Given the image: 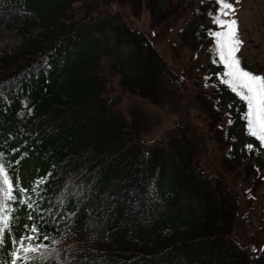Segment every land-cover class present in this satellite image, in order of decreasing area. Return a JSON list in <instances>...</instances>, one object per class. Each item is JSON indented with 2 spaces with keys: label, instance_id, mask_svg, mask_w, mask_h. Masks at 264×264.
<instances>
[{
  "label": "trees",
  "instance_id": "trees-1",
  "mask_svg": "<svg viewBox=\"0 0 264 264\" xmlns=\"http://www.w3.org/2000/svg\"><path fill=\"white\" fill-rule=\"evenodd\" d=\"M192 1L0 0V26L20 40L0 48V163L18 196L0 264L21 243L46 247L17 264H264V244L236 234L241 197L224 173H264V145L248 131L247 103L223 83L211 35L220 5ZM188 7L181 46L205 50L191 95L222 151L211 172L189 132L148 140L145 108L123 110L111 93L118 79L158 107L177 99L183 82L132 20L148 12L155 29ZM234 55L262 77L239 47Z\"/></svg>",
  "mask_w": 264,
  "mask_h": 264
},
{
  "label": "rangeland",
  "instance_id": "rangeland-1",
  "mask_svg": "<svg viewBox=\"0 0 264 264\" xmlns=\"http://www.w3.org/2000/svg\"><path fill=\"white\" fill-rule=\"evenodd\" d=\"M234 11L225 19L236 21L237 38L242 42L238 47L242 54L254 61L262 77H264V0H229ZM196 0L192 1V5ZM191 7L186 8L178 16L150 29V16L144 12L142 16L133 18L132 24L141 30L151 32L155 46L165 56L167 63L179 76L183 85L178 90L177 99L165 107H158L121 91L118 79L112 82L111 93L120 98V108L140 105L151 117L146 139L164 141L173 129L182 127L189 132L198 144L200 162L209 172L220 167L222 151L218 143L206 128V116L197 108L191 95V87L195 83L197 66L205 58V50L193 51L181 46L179 32ZM129 15V9H127ZM19 38L0 26V48L5 44L18 45ZM190 87V90L185 88ZM226 177L241 197L237 217L236 234L246 244H254L255 248L264 244V173L247 176L242 170L227 172Z\"/></svg>",
  "mask_w": 264,
  "mask_h": 264
},
{
  "label": "snow or ice",
  "instance_id": "snow-or-ice-1",
  "mask_svg": "<svg viewBox=\"0 0 264 264\" xmlns=\"http://www.w3.org/2000/svg\"><path fill=\"white\" fill-rule=\"evenodd\" d=\"M216 3L220 5V8L217 10L219 15L215 22L221 30L213 32L211 35L215 37L216 52L219 56L220 62L223 63L225 68L223 73V83L228 85L241 100L247 103L248 111L245 114V119L247 120L248 131L250 135L256 137V139L264 145V77L254 75L240 67L239 61L234 55L238 50V46L242 43L237 38V30L235 27L236 21L234 19L221 18L229 17L234 11V6L231 2H228V0H216ZM246 147L251 149L252 145L248 144ZM38 187L39 185H37V188ZM19 191L21 193H27L29 192V189L21 187ZM32 191H36V189H33ZM36 194L40 195L38 191H36ZM0 197L3 198L2 202H0V213H3V215H0V225H2V227H0V247H3L5 243L4 234L9 228L10 219H12L8 212L12 206L8 201H18V196L14 194L12 178L3 163H0ZM28 199H30V197ZM27 207L31 209L33 204L28 203ZM12 210L14 211V209ZM29 219L31 220L33 217L30 215ZM33 232L39 233V229L33 227ZM43 238L47 240L48 236L45 234ZM26 239L29 241L39 239V235H28ZM12 243L15 244L16 240L13 239ZM45 247L46 246L41 244L25 247L23 243H21V247L11 253V256L13 257L12 264H17V260L20 259V252L25 254L37 253ZM41 256H43L42 252ZM24 259L26 261H34L37 257L25 255Z\"/></svg>",
  "mask_w": 264,
  "mask_h": 264
}]
</instances>
